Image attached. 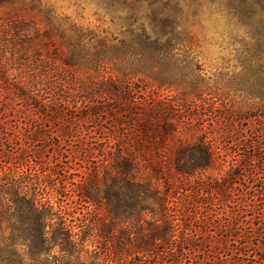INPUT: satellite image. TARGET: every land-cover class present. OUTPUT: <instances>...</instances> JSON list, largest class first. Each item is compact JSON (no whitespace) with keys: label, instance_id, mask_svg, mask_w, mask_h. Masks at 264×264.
I'll use <instances>...</instances> for the list:
<instances>
[{"label":"trees","instance_id":"16d2710c","mask_svg":"<svg viewBox=\"0 0 264 264\" xmlns=\"http://www.w3.org/2000/svg\"><path fill=\"white\" fill-rule=\"evenodd\" d=\"M236 1L235 26L264 23V0ZM114 2L121 36L40 0H0V114L18 101L27 119L23 139L2 133L16 151L0 150V211L37 227L20 242L28 249L58 247L80 264H177L186 254L264 264V34L238 39L237 71L205 77L180 29L194 0ZM232 94L253 102L230 119ZM42 140L67 151L61 173L60 160L39 165ZM60 202L103 211L97 230L75 227Z\"/></svg>","mask_w":264,"mask_h":264},{"label":"rangeland","instance_id":"374dc122","mask_svg":"<svg viewBox=\"0 0 264 264\" xmlns=\"http://www.w3.org/2000/svg\"><path fill=\"white\" fill-rule=\"evenodd\" d=\"M42 5H45L49 8H52L60 17H69V19L73 22H75L77 25L85 28L90 29L94 31L95 33L99 34L100 36H121V32L125 29V27H121L123 22L119 19L121 17L118 12H114L112 9L117 6L115 0H40ZM190 0H181L179 7L187 9V4ZM111 3V4H110ZM237 4L236 0H194V17L188 14H182L180 17V29L181 32L184 33V37H186L185 43L188 47L191 48L192 54L194 55L195 59L198 61L199 66L202 68V70L199 72L202 76L209 77L214 75V77L219 76L222 73H227L231 75L234 71H237L238 69L235 68L237 66V61L235 60V51L233 48L235 46L239 47V43L237 42L240 38H246L247 40H253L250 39V36L252 37H258L263 38L264 34V23H261L259 21H253L254 28L250 27H241L238 28L235 26L234 19L231 18V16L228 14L230 9ZM58 5H66L68 8L72 9L71 14L63 13L61 14V11L58 9ZM111 5V6H110ZM215 6V13H222L225 14L228 18L229 23L238 29H242L244 32L243 37H232V39L229 42L228 47L231 49V51H228L226 55H222L218 57L217 62L213 65L215 68V71L211 72V74L208 73L206 61L203 60V50L205 49L206 45H209L207 49V58L208 60H212L216 56V52L211 47L215 44V40L212 39L214 31L216 29L217 22L213 21L211 17L213 16V10L209 8V6ZM139 13L142 15V17L145 14L146 9H148L147 3L143 2L140 5ZM207 9V11H203ZM244 99V102H242L241 98L237 95H231L228 98V101L226 100V104L229 108L226 112H228V118H235L232 114L235 111H238L239 106H242L241 108H245L248 103L253 102L248 99ZM9 104V103H8ZM6 105L5 103L2 104V106ZM22 104H19L18 101L16 103L12 102V105H8V109L10 110L13 107V110L9 113H5L3 115L0 114V139L1 141V149H12L16 151L15 144H10L4 142L6 139V135L2 133H7L9 137L16 138L15 136H19V138L23 139V134L25 131V126L27 124V119L24 117V114H20L16 112L18 109H20ZM0 105V108H3ZM194 111V108H193ZM202 112V111H200ZM208 113V112H207ZM25 118V119H24ZM208 116H199L198 118L199 122H202L203 124L207 123ZM203 119V120H201ZM193 121H194V114H193ZM197 121V120H196ZM30 122V120H29ZM1 123H3L1 125ZM18 132V134H17ZM82 132H85V129L82 130ZM98 135V132H96V136ZM97 138H91L87 142L88 144L92 141H96ZM52 142H56L57 138L54 137ZM40 141L38 142L41 145L42 151L40 152L41 155V164L43 167H50L53 169L54 165L58 163L60 160L61 162L56 165V171L60 173L62 170H60L61 165H66L65 161L66 159L63 158L64 155H67L66 150H61L62 153H59L56 150H52V147L49 146V144H44L46 142ZM70 143V142H67ZM64 144L66 148H68V144ZM23 146H27L28 143H23ZM45 146H44V145ZM7 151V150H6ZM62 155V157H61ZM8 160V159H7ZM5 158L0 157V166L4 164ZM259 164H262L258 174L264 175V156L259 158ZM39 165H37L39 167ZM79 165H83V162L80 164V161H76L74 164V167L77 169V171L81 172V169L79 168ZM225 169V168H224ZM74 170L68 171V185L70 187L69 181L71 179H78V176H74L72 174L69 175V173L73 172ZM218 171L213 170L211 171L212 174H216ZM194 179V178H193ZM186 187V185H184ZM193 184H191L192 187ZM56 200V199H54ZM57 201V200H56ZM65 202V201H64ZM64 202H60L61 208L64 209V206H67L65 208L67 214L65 215L68 219L72 220V223L75 227L77 225L82 224H88L91 227H88V230L90 233H93L96 231V225L100 223L101 216H103L101 210H99L96 213H84L86 209L80 208L78 204H68L65 205ZM58 203V201H57ZM57 203L55 205L57 206ZM3 211H0V264H80L74 261L73 259H68L67 257H62L61 252L58 250V247H50L42 246L35 249H28L25 245L21 244L23 239H28L31 237L29 233L35 232L37 227L30 222L29 218L22 215H13L5 214ZM84 227V226H83ZM78 230V228H75V231ZM18 234V236H16ZM133 235V234H132ZM93 236V235H91ZM11 240L17 241L16 245L9 246L7 244L10 243ZM224 255L226 253H223ZM187 258L182 257L181 263L177 264H194L193 254H186ZM220 254L218 257L220 258ZM216 258V254L210 253V255L207 256V259L209 258ZM177 258H180L178 256ZM213 260H216L214 259ZM225 258V257H224ZM223 258V259H224ZM222 259V258H221ZM212 260V261H213ZM218 263L210 262V264H223L220 263L219 260H216ZM252 263V258H248L247 264Z\"/></svg>","mask_w":264,"mask_h":264},{"label":"clouds","instance_id":"9594fccd","mask_svg":"<svg viewBox=\"0 0 264 264\" xmlns=\"http://www.w3.org/2000/svg\"><path fill=\"white\" fill-rule=\"evenodd\" d=\"M58 9L61 11V14L68 13L71 14L72 9L68 8L66 5H58ZM213 10V16L211 19L215 22H217V27L214 31L212 39L215 40V44L211 47L216 52V56L212 60H208L207 58V49L209 45L205 46V49L203 50V60L206 61L207 70L208 73L211 74V72L215 71V68L213 65L217 62L218 57L222 55H226L228 51H231V49L228 47L230 40L232 37H243L244 32L242 29H238L233 27L225 14L222 13H215L214 9L215 6H209ZM207 11V9L203 10Z\"/></svg>","mask_w":264,"mask_h":264}]
</instances>
